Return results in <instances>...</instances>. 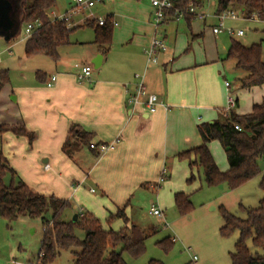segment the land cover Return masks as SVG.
Listing matches in <instances>:
<instances>
[{
	"label": "crops",
	"instance_id": "1",
	"mask_svg": "<svg viewBox=\"0 0 264 264\" xmlns=\"http://www.w3.org/2000/svg\"><path fill=\"white\" fill-rule=\"evenodd\" d=\"M100 3L103 4L101 16L90 12L78 24L68 21V28L73 29L69 44L58 48L53 72L37 70L34 82L16 87L7 78L8 84L0 89V104H4L0 126L23 125L34 134V139L29 144L24 136L4 132L0 134V141L4 144L2 153L8 165L24 183L35 182L34 178L57 180L59 187L52 190L57 196L50 195L76 202L78 190L87 186L91 193H98L97 201L106 206L110 216L118 208L128 206L139 191L156 192L151 186L158 183L162 172L167 179L166 189L173 194L182 192L176 190L182 189L181 182L190 172L187 161L177 159V155L201 145L197 126L213 123L225 109L228 93L236 95L230 84L225 87L223 71L228 59L223 56L228 48L218 37L224 33L214 35L213 27L206 28L205 12H201L205 15L202 21L184 18L187 28H163L162 36L157 37L159 30L150 23L151 9L147 2L105 0ZM53 9L49 14L53 15ZM216 15L214 12L213 18ZM98 19L108 20L111 26L110 45L105 55L93 43L94 28L84 26L86 22L97 26ZM87 29L93 37L70 40L73 33ZM154 38L163 40L166 50L157 54V63L148 64L144 51ZM97 57L101 60L95 67L93 61ZM76 64L92 66L89 82L76 80ZM230 66L234 69V61ZM53 76L55 81L51 82ZM139 82L161 104L153 114L128 104ZM234 85L237 88L238 83ZM257 89L261 90L249 91ZM3 90L14 95L12 102L3 101ZM259 96L264 99V93ZM74 126L90 134L92 143H113L114 148L99 155L80 148L70 158L62 147ZM215 142L207 145L212 158L218 153ZM67 183L68 195L57 192ZM68 214L71 218L73 214L82 216L84 210L76 213L72 209Z\"/></svg>",
	"mask_w": 264,
	"mask_h": 264
},
{
	"label": "trees",
	"instance_id": "2",
	"mask_svg": "<svg viewBox=\"0 0 264 264\" xmlns=\"http://www.w3.org/2000/svg\"><path fill=\"white\" fill-rule=\"evenodd\" d=\"M188 0H175V7L185 8ZM207 0H193L200 7ZM215 13L235 11L245 20L256 18L264 20V0H215ZM19 9V24H27L34 20L40 21V26L25 39L23 53L25 57L42 55L52 62L58 60V48L69 44L68 38L73 29L68 28L64 21L54 24L49 22V11L54 7L55 0H16ZM191 16H185V20ZM86 27L94 28V41L101 55L109 49L111 26L108 20L103 25L95 26L93 22H86ZM226 59L234 61V69L243 72L237 80L238 90H252L264 87V62L261 60L260 44L244 46L235 40H230ZM40 74L37 73L36 77ZM7 82L6 73L0 74V88ZM232 95V94H231ZM233 96V95H232ZM234 97V96H233ZM235 106L224 117L221 114L213 123H203L197 126L201 138V145L177 155V159L186 160L189 168L187 183L193 179V169L201 168L204 183L215 186L222 182L228 188L235 189L252 179L259 173L258 160L264 157V99L253 103L246 114H237L238 100ZM223 113V112H222ZM238 126L240 130L234 127ZM11 132L15 136H24L29 144L34 139V134L28 132L23 125H1L0 134ZM218 141L223 148L228 169L220 172L209 150L208 143ZM92 136L78 127H71L62 147L63 151L73 158L74 154L83 145L89 151L95 152L90 145ZM98 154V153H97ZM99 155V154H98ZM9 174L13 178L15 173L8 165L5 157L0 152V216L12 221L19 217L40 219L42 237L40 241L37 264H50L60 251L71 250L73 264H126L122 253L133 259L141 257L145 251V241L150 233H155L153 228L150 233L144 232L139 226L130 222L125 215V207L118 208L109 216L121 220L123 226L114 231L111 228L103 229L100 221L92 214L84 213L77 216L75 221L66 218V211L71 209L67 200L58 199L53 195L39 194L20 180L5 185L4 177ZM259 189L264 193V174L259 180ZM174 205L180 215L191 212L192 206L189 196L183 192L173 194ZM49 215L46 218V215ZM223 221L219 229L221 237L231 235L238 231L239 240L234 251L230 254L231 264H264V256H252L245 241L250 239L254 248L264 250V198L259 201L255 209L246 210V218L241 219L220 208ZM68 217H70L68 215ZM83 231L84 236L78 239L75 230ZM156 245L165 253L169 252L173 239L166 237ZM148 264H163L157 260H150Z\"/></svg>",
	"mask_w": 264,
	"mask_h": 264
},
{
	"label": "rangeland",
	"instance_id": "3",
	"mask_svg": "<svg viewBox=\"0 0 264 264\" xmlns=\"http://www.w3.org/2000/svg\"><path fill=\"white\" fill-rule=\"evenodd\" d=\"M142 1L147 2L151 9L150 23H152L154 10L148 0ZM12 3L14 9L11 16L15 23L13 29L15 34L8 42L0 37V74L3 72L7 73L9 83L12 87H16L24 83L34 82L37 70L45 69L48 72H53V62L40 55L31 57L23 55V38L26 36L24 32L26 24H19V9L16 5V0H12ZM192 3L193 6H197L193 0ZM200 6L202 8L199 9V12H205L207 15L205 20L206 28L210 29L211 27L218 26L219 21L213 18V13L216 10V1L207 0L200 4ZM102 8V3H96L90 9L81 7L79 9L76 4L71 3L69 0H55L53 15L55 17H67L68 21L70 20L78 24L90 12L94 16H101ZM194 20L196 22L202 21L197 17ZM66 23L68 25V22ZM165 23L168 24L165 25ZM151 25L154 26L153 23ZM177 26L179 29L187 28L185 20L180 19L178 23L174 20L164 21L157 29L159 31L167 27L175 29ZM223 27L224 29L240 30L243 32V36L241 37H230L226 33L218 35L227 48L230 40H235L244 46L260 44L261 60L264 62V20H245L240 16L235 20L227 18L223 21ZM159 31L157 37H161V34H163L162 31ZM90 37H93V33L87 29L82 32L73 33L70 36V40ZM8 47H10V52L7 51ZM231 63L233 61L229 59L224 65V71L222 70L224 79L231 85V91L238 98L239 106L235 109V112L237 114L241 113V115L246 114L250 111L252 103L261 101L259 95L264 93V87L261 90L257 89L253 92L240 91L235 88L234 84L237 83V79L243 75V72L232 69ZM7 84H4L1 88H4ZM46 87L49 86L46 85ZM2 94L4 102H12V96L14 95L10 92L5 94L4 90ZM3 107L4 104H0V113ZM2 115L0 114V117ZM215 144L217 145L218 153H215L213 158L219 171L225 172L228 169V165L223 148L219 142L216 141ZM3 148L4 144L0 141L1 153ZM81 148L84 151L88 150L85 145ZM258 168L259 173L255 177L235 189L228 188L224 182L208 187L204 183L202 169L194 168L192 171L194 179L190 183H187V179L189 178L188 173L186 180L181 182L182 185L180 187L182 189L176 190L188 195L192 206L191 212L183 216L178 213L174 205L173 193H170L166 189V178H164L163 182L159 183V187L156 189L157 194L150 189L139 191L130 199V203L125 211L126 215L130 219V222L139 225L144 232L150 233L151 228H154L155 233H150L146 239L144 245L145 251L141 257L133 259L126 253H122L124 262L126 264H148L150 260H157L163 264H231L230 254L234 251L235 244L239 240V233L238 231H233L228 237L223 238L220 236L219 229L223 224L220 208L225 209L235 217L245 219L246 210L258 207L259 201L264 198V193H262L258 186L259 180L262 174H264V157L258 160ZM34 179L35 182L28 181L24 183L18 175L15 174L13 178L7 174L3 182L5 185H9L11 182L16 183L17 180H20L39 194H54V196H57L56 192L52 191L56 190V187H59L57 180ZM174 179L176 183V175ZM60 189L57 192L66 195L70 191L68 183L62 185L61 192ZM97 195L98 193H91L89 187H81L77 193V202L74 199L67 200L71 205L70 210L75 209L77 213L79 209H82L84 213L92 214L95 218H98L103 228H111L115 231L119 230L123 226L122 221L118 219L108 220L109 216L105 211L106 206L101 205L97 201ZM155 204L162 209L163 218L148 214L151 205ZM69 211L65 213L67 219H71V217H68ZM48 217L49 215L47 214L46 218ZM164 222L167 224V227H164ZM75 235L78 239H82L84 233L82 230L76 229ZM41 237L42 225L40 219L19 217L9 222L0 216V264H37ZM166 237L173 239V245L167 253L163 252L156 245L158 241ZM245 244L252 256H264V250L254 248L250 239H247ZM50 264H73L71 250L60 251Z\"/></svg>",
	"mask_w": 264,
	"mask_h": 264
},
{
	"label": "built area",
	"instance_id": "4",
	"mask_svg": "<svg viewBox=\"0 0 264 264\" xmlns=\"http://www.w3.org/2000/svg\"><path fill=\"white\" fill-rule=\"evenodd\" d=\"M71 3L76 4V6L80 9L92 8L96 3H100L102 0H69ZM153 8L152 15V23L154 27H158L164 21L174 20L179 21L180 19H184L185 16L189 15L191 18H205V15L199 12V7L193 6L192 0L187 1V5L185 8L175 7V0H148ZM241 17L239 13L235 11H224L216 15V19L219 21L218 26L212 28V33L214 35H218L221 33H226L230 37H241L243 36L242 31H233L224 29L223 21L227 18L237 19ZM49 22L54 24L57 21L68 22L67 17H55L54 15L49 14ZM256 19V18H253ZM106 19H98L97 24L103 25ZM67 24V23H66ZM111 24L116 25L115 22H111ZM39 20H34L25 25L24 32L26 34L25 38H28L35 29L40 26ZM68 26V25H67ZM166 50V45L163 40L154 38L150 45L145 49L144 53L146 55L147 63H157V54L160 52H164ZM10 52V51H9ZM75 68L77 69L76 80L78 82H89L91 79L92 66L89 64H76ZM135 78H139L138 75H135ZM55 81V77H51V82ZM225 87H229V83L225 82ZM128 104L133 107H141L148 114H153L157 111V109L161 106L156 95L148 93L144 84L139 82L135 85L133 93L128 98ZM235 106L234 97L228 93L226 97V107L223 110V115L226 117L230 110ZM236 130H240L238 126L234 127ZM90 148L94 149L98 154H103L107 151H110L114 148V144H98L96 146L90 145ZM48 165L44 166V169H47ZM165 178L164 172L161 173L158 183L152 185V189H157L159 187V183L163 182ZM149 214L153 216H157L159 218H163L162 211L155 205H151L149 209ZM165 223V222H164ZM164 227H167V224H164ZM195 259V257H194Z\"/></svg>",
	"mask_w": 264,
	"mask_h": 264
},
{
	"label": "water",
	"instance_id": "5",
	"mask_svg": "<svg viewBox=\"0 0 264 264\" xmlns=\"http://www.w3.org/2000/svg\"><path fill=\"white\" fill-rule=\"evenodd\" d=\"M13 9L14 5L12 0H0V37H2L5 41L10 40V38L15 34L13 30L15 23L11 16ZM100 60L101 57H97L96 60L93 61L95 67H98ZM76 218L77 215L74 214L71 220L75 221Z\"/></svg>",
	"mask_w": 264,
	"mask_h": 264
}]
</instances>
